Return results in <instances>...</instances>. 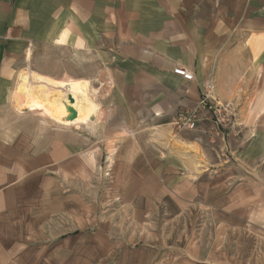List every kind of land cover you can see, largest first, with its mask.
I'll return each mask as SVG.
<instances>
[{"label": "rangeland", "instance_id": "1", "mask_svg": "<svg viewBox=\"0 0 264 264\" xmlns=\"http://www.w3.org/2000/svg\"><path fill=\"white\" fill-rule=\"evenodd\" d=\"M245 4L243 16H215L228 23L224 45L179 94L127 81L126 48L78 31L73 10L48 36L22 37L0 135L30 134L38 150L63 139L74 152L67 172L37 176L50 194L36 187L37 208L60 198L70 207L37 224L30 245L68 247L65 264H264V0ZM77 35L84 46L71 43ZM25 69L90 81L94 120L68 127L16 110Z\"/></svg>", "mask_w": 264, "mask_h": 264}, {"label": "crops", "instance_id": "2", "mask_svg": "<svg viewBox=\"0 0 264 264\" xmlns=\"http://www.w3.org/2000/svg\"><path fill=\"white\" fill-rule=\"evenodd\" d=\"M245 6V0H0V110L6 106L5 86L13 79L11 50L19 58L24 51L22 37L31 39L37 32L48 36L54 19L59 23L72 10L78 31L97 32L94 37L114 40L110 46L126 48L129 64L122 67L127 81L179 94L177 89L191 92L194 82L175 75L174 69L184 67L201 79L208 61L212 62L209 54L220 52L228 28L225 19L215 16H243L248 12ZM83 37L77 35L71 43L84 46ZM129 88L125 87L127 94ZM23 137L29 138L28 147H22ZM32 139L30 134L17 133L9 139L0 135V264H65V256L73 253L68 247H36L28 240L36 236L37 224L47 225L55 215L68 214L69 202L62 198H46L44 207L37 208V188L50 196L45 193V179L38 182L37 176L67 172L74 152L67 140L46 143L45 149L38 150ZM42 214L43 218L38 216ZM40 251L42 263H38Z\"/></svg>", "mask_w": 264, "mask_h": 264}, {"label": "bare ground", "instance_id": "3", "mask_svg": "<svg viewBox=\"0 0 264 264\" xmlns=\"http://www.w3.org/2000/svg\"><path fill=\"white\" fill-rule=\"evenodd\" d=\"M31 54L28 51V59ZM18 85L14 98L16 110L19 112L37 109L47 120L68 127L91 123L98 114L99 107L93 99L96 88L87 79H74L69 76L54 79L32 69H25L19 71ZM72 109L77 114L73 120Z\"/></svg>", "mask_w": 264, "mask_h": 264}, {"label": "built area", "instance_id": "4", "mask_svg": "<svg viewBox=\"0 0 264 264\" xmlns=\"http://www.w3.org/2000/svg\"><path fill=\"white\" fill-rule=\"evenodd\" d=\"M175 75L181 77L183 80L187 81V82H194L195 81V76L192 72H190L189 70H187L184 67H178L174 70L173 72ZM207 101H202L201 102V107L203 109H205L207 107L206 104ZM191 122V120H190Z\"/></svg>", "mask_w": 264, "mask_h": 264}, {"label": "water", "instance_id": "5", "mask_svg": "<svg viewBox=\"0 0 264 264\" xmlns=\"http://www.w3.org/2000/svg\"><path fill=\"white\" fill-rule=\"evenodd\" d=\"M71 101L73 102V98H71ZM71 111L73 113V117H72V120H73V119H75L77 117V114H76V112L73 109Z\"/></svg>", "mask_w": 264, "mask_h": 264}]
</instances>
